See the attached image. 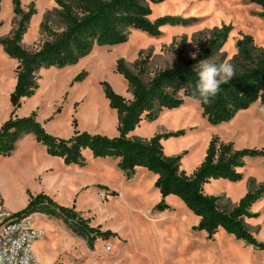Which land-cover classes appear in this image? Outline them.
I'll return each instance as SVG.
<instances>
[{
	"label": "rangeland",
	"instance_id": "1",
	"mask_svg": "<svg viewBox=\"0 0 264 264\" xmlns=\"http://www.w3.org/2000/svg\"><path fill=\"white\" fill-rule=\"evenodd\" d=\"M25 12H34L22 46L37 51L47 40L42 25L53 31L64 30L61 8L56 0H20ZM150 21L168 17L174 21L160 28L161 35L151 37L132 31L125 44L95 46L75 66L63 70L43 69L37 95L23 102L16 111L19 118L35 114L45 130L61 139L79 132L118 136L117 113L105 98L102 83L127 100L132 99L125 79L116 73L119 60L136 72L137 61L147 64L145 81L175 65L209 59L212 63L229 61L238 70L237 43L253 38L258 54L264 48V18L261 8L251 0H169L152 5ZM13 0H0V41L17 27ZM231 27L225 43L213 44ZM188 41H191L189 43ZM18 62L11 59L0 43V127L11 117L10 96L17 79ZM81 75L79 82L73 80ZM183 131L178 138L163 140L167 156H181V170L187 175L201 166L212 139L233 144L235 150L264 151V105L256 103L240 111L228 123L212 126L203 117L199 102L185 99L178 110H165L152 122H142L132 139H151L158 134ZM86 165L65 166L59 158L47 154L33 136H26L9 157L0 156V200L4 209L19 213L29 204V194H45L57 205L74 208L91 227L111 236L100 238L90 251L61 220L36 213L34 225L43 232L33 248L43 264H264V251L246 246L220 231L213 239L196 231L199 219L175 196L165 200L155 188L156 176L138 168L127 179L118 168V160L94 159L84 152ZM240 183L211 180L205 193L220 198L219 206L232 211L251 190L264 187V157H247L238 170ZM115 192V193H113ZM4 200V201H3ZM165 202L169 209L156 207ZM256 217L245 226L259 242H264V197L255 204Z\"/></svg>",
	"mask_w": 264,
	"mask_h": 264
},
{
	"label": "trees",
	"instance_id": "2",
	"mask_svg": "<svg viewBox=\"0 0 264 264\" xmlns=\"http://www.w3.org/2000/svg\"><path fill=\"white\" fill-rule=\"evenodd\" d=\"M167 1L56 0L61 8L64 30L55 32L44 23L42 29L47 40L37 51L30 52L22 46V42L34 12H25L20 0H13V13L18 18L17 27L0 43L6 54L18 62V67L16 85L10 96L13 113L0 127V156H11L22 139L31 135L39 145L46 148L49 156L61 159L65 166L84 167V152L87 151L94 159L118 160V168L129 180L136 175L138 168H144L157 177L155 188L164 200L169 196L179 198L199 219L196 231L206 233L210 240L224 231L246 246L264 251V242L257 241L245 226L246 219L256 217L251 209L264 197L263 186L251 189L230 212L219 206V197L205 193V186L211 180L242 182L243 175L238 170L244 167L245 159L264 157V151H238L233 144H225L214 138L201 166L193 175H187L181 170L183 155L167 156L163 146V140L181 137L183 131L158 134L149 140L129 137L142 122L152 123L163 111L178 110L184 106L185 99H190L197 81V68H194L196 61L175 65L145 81L147 64L144 61H137V71L133 72L124 60H119L116 73L127 82L132 99L127 100L117 94L108 83L101 84L110 108L117 113L118 136L114 138L79 132L75 128L73 137L61 139L49 134L35 114L23 118L15 116L25 100L37 95L41 70H63L75 66L95 46L114 47L125 44L132 31L159 37L160 28L174 20L165 17L152 23L151 6ZM251 3L261 8L260 17L264 18V0H251ZM230 31L231 27L226 28L212 43L217 45L221 40L225 43ZM253 44L251 37L237 43L240 60H236L238 70L235 76L221 86V91L210 103L199 102L202 115L210 125L228 123L238 112L258 102L264 105V48L258 54H253ZM81 78V75L77 76L72 85ZM167 209L169 206L165 202L156 207L159 212ZM36 213L61 220L73 234L85 241L90 251H94L98 239L112 235L110 231L102 232L100 227H91L74 208L61 207L45 194H29L28 206L18 214L32 216Z\"/></svg>",
	"mask_w": 264,
	"mask_h": 264
},
{
	"label": "built area",
	"instance_id": "3",
	"mask_svg": "<svg viewBox=\"0 0 264 264\" xmlns=\"http://www.w3.org/2000/svg\"><path fill=\"white\" fill-rule=\"evenodd\" d=\"M43 235L33 216L12 213L0 200V264H43L33 248Z\"/></svg>",
	"mask_w": 264,
	"mask_h": 264
},
{
	"label": "clouds",
	"instance_id": "4",
	"mask_svg": "<svg viewBox=\"0 0 264 264\" xmlns=\"http://www.w3.org/2000/svg\"><path fill=\"white\" fill-rule=\"evenodd\" d=\"M196 67L197 81L190 96L194 102L210 103L221 91V86L229 83L235 76V66L229 61L212 63L209 59H204Z\"/></svg>",
	"mask_w": 264,
	"mask_h": 264
},
{
	"label": "crops",
	"instance_id": "5",
	"mask_svg": "<svg viewBox=\"0 0 264 264\" xmlns=\"http://www.w3.org/2000/svg\"><path fill=\"white\" fill-rule=\"evenodd\" d=\"M157 178V177H156ZM4 201V200H3ZM26 208V204L24 206H22L18 211H22Z\"/></svg>",
	"mask_w": 264,
	"mask_h": 264
}]
</instances>
